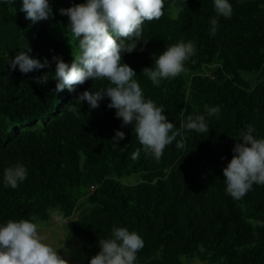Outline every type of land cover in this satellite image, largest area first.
<instances>
[{
    "label": "trees",
    "instance_id": "trees-1",
    "mask_svg": "<svg viewBox=\"0 0 264 264\" xmlns=\"http://www.w3.org/2000/svg\"><path fill=\"white\" fill-rule=\"evenodd\" d=\"M56 1L54 14L70 31L60 9L87 0ZM228 2L233 12L226 19L217 15L214 0H164L162 17L144 21L142 41L122 54L145 99L162 106L177 128L188 115H204L209 125L208 133L185 131V148L173 142L156 161L143 151L134 126H122L116 109L107 107L110 98L96 109L76 99L85 90L107 87L106 79L88 80L74 92L55 91L53 57L71 65L76 47L48 23L26 19L22 0H0V226L8 220L43 222L54 208L63 216L82 209L69 221L70 232L85 238L82 264H90L113 227L143 238L135 264H189L192 258L264 264V185L254 184L235 200L223 174L249 125L257 139L264 138V0ZM182 41L196 48L186 71L153 85L142 70L154 67V55ZM28 47L30 57L47 59L48 66L28 73L11 69L10 61ZM44 75L48 82L38 84ZM205 105L218 106L219 116L208 117ZM117 130L125 137L114 146ZM18 163L28 175L13 189L5 186L4 171ZM134 173L135 181L124 180Z\"/></svg>",
    "mask_w": 264,
    "mask_h": 264
},
{
    "label": "clouds",
    "instance_id": "clouds-1",
    "mask_svg": "<svg viewBox=\"0 0 264 264\" xmlns=\"http://www.w3.org/2000/svg\"><path fill=\"white\" fill-rule=\"evenodd\" d=\"M164 0H87L86 3L62 8V15L69 18L68 29L77 41L78 51L73 48L74 59L71 65L59 57L56 61V92L65 87L74 92L77 86L88 80H104L107 87L93 91L85 90L76 99L87 102L90 109L100 106L105 97L110 98L108 108L116 109V117L122 126L133 125L136 138L143 151L159 161L168 145L175 142L177 149L185 148V131L208 133L209 125L204 115H188L177 128L164 114V108L151 99H145L137 73L126 63H121L123 53L136 49L135 41H142L144 21L159 20L163 15ZM218 16L230 18L233 12L228 0H214ZM20 11L33 23L47 20L52 16L49 0H22ZM211 34L214 36L218 22L211 21ZM117 37L121 39L117 42ZM133 43H125V41ZM31 48L20 51L10 61L11 69L17 67L22 73L39 70L48 66L29 56ZM196 53L192 42H179L167 47L161 54L154 55V67H145L142 72L159 86L162 80L176 78L186 71L185 63ZM38 84L48 82L47 75L36 80ZM68 111L78 115L80 109L69 106ZM208 117L219 116L218 106L205 105ZM255 129L249 125L240 134L241 138L233 147V156L223 174L226 192L235 200L242 199L253 185H264V138L257 139ZM125 133L117 130L111 141L114 146L124 139ZM180 137V139H177ZM141 149L132 153L138 159ZM28 175L23 164L10 166L4 171V184L13 189L19 186ZM100 251L90 259V264H135L137 253L144 247L143 238L126 227H113L112 237L99 240ZM0 264H68L57 249L44 242L38 225L31 220H8L0 226Z\"/></svg>",
    "mask_w": 264,
    "mask_h": 264
},
{
    "label": "rangeland",
    "instance_id": "rangeland-1",
    "mask_svg": "<svg viewBox=\"0 0 264 264\" xmlns=\"http://www.w3.org/2000/svg\"><path fill=\"white\" fill-rule=\"evenodd\" d=\"M49 5L52 8V16L42 21L48 23L53 33L64 37L69 43L73 44L78 51L77 41L54 14V8H58L57 1L50 0ZM138 177V174L134 173L124 180L135 181ZM82 212V209H77L72 215L63 216L57 208H54L50 211V216L47 220L36 223L39 233L44 237V242L57 249L58 254L67 260L68 264H82L85 259V255L80 250L81 246L85 243V238L71 233L69 229L70 219L79 217ZM189 264L206 263L199 258H192Z\"/></svg>",
    "mask_w": 264,
    "mask_h": 264
},
{
    "label": "built area",
    "instance_id": "built-area-1",
    "mask_svg": "<svg viewBox=\"0 0 264 264\" xmlns=\"http://www.w3.org/2000/svg\"><path fill=\"white\" fill-rule=\"evenodd\" d=\"M91 187L94 188V185H92Z\"/></svg>",
    "mask_w": 264,
    "mask_h": 264
}]
</instances>
